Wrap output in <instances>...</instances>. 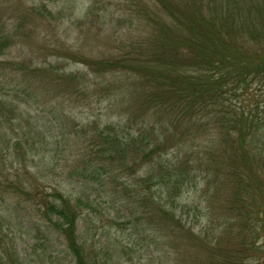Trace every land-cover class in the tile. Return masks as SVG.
I'll return each instance as SVG.
<instances>
[{"label":"trees","instance_id":"trees-1","mask_svg":"<svg viewBox=\"0 0 264 264\" xmlns=\"http://www.w3.org/2000/svg\"><path fill=\"white\" fill-rule=\"evenodd\" d=\"M136 11L132 16L144 23L145 36L97 62L121 75L106 89L122 96L123 117L70 131L60 118L47 133L40 120L21 114L24 123L19 121L11 150L12 138L0 131V154L25 145L23 158L34 161L54 158V143L64 152L81 143V162L69 176L92 189L68 197L56 185L29 182L20 170L0 180L2 199L7 194L11 200L6 212L0 210V264H23L15 238L24 219L38 233L44 228L57 235L75 264H109L127 250L133 255L122 239L112 241L114 229L120 237L129 230L130 236L152 232L155 264L263 259L257 244L264 232V0H149ZM15 44L0 20V125L19 118L18 93L32 96L47 74L16 60L3 66L1 58ZM15 76L21 81L14 83ZM69 79L74 90H63L62 98L89 90L86 81ZM127 79L130 86L121 87ZM197 173L206 180L207 197L206 212L198 211L205 219L200 233L179 214ZM13 205L24 207V216ZM83 217L106 243L88 246L89 238L78 233Z\"/></svg>","mask_w":264,"mask_h":264},{"label":"rangeland","instance_id":"rangeland-1","mask_svg":"<svg viewBox=\"0 0 264 264\" xmlns=\"http://www.w3.org/2000/svg\"><path fill=\"white\" fill-rule=\"evenodd\" d=\"M148 1L0 0V20L8 25L11 37L16 40V44L8 51L7 58H1L4 60L3 66H7L8 61L16 60L35 68L47 69V74L41 76L34 85L32 96L28 98L19 93L16 98L10 96L16 99L15 105L20 109L19 118L11 124L3 122L0 125V131L9 134L13 140L10 141V150L16 142V133L20 132L17 131L21 127L19 121L22 125L24 123L21 118L24 115L26 119L32 117L40 120L47 133L53 131V123H57L60 118L64 126L69 124L67 130L70 131L73 126L78 125L117 122L125 115L122 96L119 93L109 94V89H106L107 84L114 78H121L120 73H111L97 62L117 56L120 46L128 44L130 39H141L145 36L143 31L147 28L144 23L132 15L137 14L136 10L144 7ZM8 73L10 76H4L7 82L11 81L12 76ZM3 74L0 73L1 76ZM70 76L86 81L89 90L62 98L60 93L63 90H74V81L69 79ZM14 79V83L21 81L18 76ZM131 83V80H123L121 87L128 88ZM6 112L7 109H3L2 114L5 115ZM49 142L52 145L54 141L50 138ZM4 143L0 141V144ZM25 148L24 145L22 150H13L9 153L11 155L7 154V151L0 154V176L3 174L0 180L4 181L9 175L14 178L12 174L20 170L29 182L35 180L46 186L56 185L68 197H77L82 192L92 191L90 188L84 190L86 182L79 180L80 184L76 180L77 177L69 176L70 171L78 168L81 162V143L78 142L67 152L61 149L62 146H56L54 143L52 155L55 157H48L43 162L40 159L34 161L31 156L23 158ZM17 158H20L19 161ZM37 171L40 173L39 177H35ZM197 175L183 195L187 208L180 209L179 214L189 228H193L195 233H200L205 226V219L199 217L198 211L206 212L207 197L206 180L201 173ZM139 176H142L141 172ZM224 195L227 194L224 193L222 198ZM4 196L6 201L2 199L0 187L1 212H6L11 204L10 197L7 194ZM13 206L24 216V207L18 210ZM190 206L194 208L189 209ZM196 206L201 210H197ZM9 209H12V206ZM14 217H18L16 213ZM89 224L87 218L83 217L78 226V233L89 238L88 246L97 241L106 243L105 234L101 231H91L87 228ZM23 226L15 238L16 251L23 264H75L57 235L44 228L38 233L28 219H24ZM115 230L117 229L113 230L112 235H116H113L112 241L118 242L122 239L125 247L135 251L132 255V250H127L120 259L112 257L109 264H155L157 252L150 239L154 237L152 232L130 236L129 230L122 232L120 237L121 232L116 233ZM261 234L257 246H261L263 258L259 262L264 264V232Z\"/></svg>","mask_w":264,"mask_h":264}]
</instances>
